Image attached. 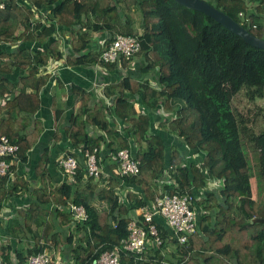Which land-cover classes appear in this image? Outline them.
<instances>
[{"label":"trees","instance_id":"trees-1","mask_svg":"<svg viewBox=\"0 0 264 264\" xmlns=\"http://www.w3.org/2000/svg\"><path fill=\"white\" fill-rule=\"evenodd\" d=\"M206 1L264 39V0ZM26 2L5 0V7L0 9V43L13 46L18 41L45 42L52 40L56 32L68 33L74 52L66 61L88 65L100 63V52L87 49L92 31L109 30L112 36L134 35L141 43L136 54L122 60L126 76L115 86L105 87L106 97L114 96L110 105L103 100L89 105L91 95L73 87L80 110L70 116L66 133L72 147L82 149V158L73 179L64 174L67 180L56 190V196H62L57 203L64 209L59 210L63 222H70V205H82L87 214L85 220L75 222L79 239L71 249V264H93L103 251L118 250L121 240L128 235L130 211L151 203L160 191L193 194L197 207L194 233L180 243L157 223L161 245L147 248L143 253L145 260H135L133 254L118 250L120 264H228L226 259L234 264H264V222H250L264 218V200L252 199L238 119L231 104L244 83L264 92V50L251 46L204 13L174 0H122L121 4L120 0ZM130 8L140 14L137 26L123 12ZM39 11L45 12V21L35 16ZM57 45L52 41L46 50L33 51L28 47L10 50L0 45V98L5 100L0 104V136L6 135L19 146L16 157L22 161L31 143L29 136L14 133L21 128L17 118L20 109L14 106L15 99L4 84L8 81L5 75L15 68L23 69L20 81L31 79V89L37 93L49 80L47 73L37 76L39 64L46 65L49 56L61 58ZM103 65L116 67L110 63ZM152 68H157L158 74L151 82ZM57 83L62 86L60 79ZM60 113V109H55L56 120ZM155 117L159 122L153 130ZM89 124L104 133L89 136ZM261 134L258 147L249 137L247 141L252 150L259 148L261 170L256 173L264 178V132ZM132 140L138 144V149L130 150L139 162L137 174L117 175L113 171L117 167L115 161L103 168L110 173L106 182L86 175V148H98L99 157L106 145L109 156L114 157L119 149L130 147ZM245 143L243 140L244 147ZM189 152L197 156L196 160L187 161ZM250 162L248 155L251 167ZM209 181L219 183L210 187ZM19 183V178L10 183L7 177H0V197L10 196ZM68 234L67 242L71 244L74 231ZM169 241L174 244V256L166 262L159 261L163 256L161 249ZM37 242L26 255L23 248H15V262L10 256L11 246L0 245L3 264H28V254L43 250ZM148 250L153 255H147ZM177 254L179 257L172 262Z\"/></svg>","mask_w":264,"mask_h":264},{"label":"crops","instance_id":"crops-1","mask_svg":"<svg viewBox=\"0 0 264 264\" xmlns=\"http://www.w3.org/2000/svg\"><path fill=\"white\" fill-rule=\"evenodd\" d=\"M134 26H137V23L136 25L134 23ZM139 30L141 31L142 29ZM90 33L91 41L87 49L92 52H100V42L112 35L109 30L102 29ZM52 41L58 43L57 50L61 52V58L57 60L49 56L46 65L41 64L42 66H39L40 70H38L37 76H40L42 73H47L49 80L37 93L31 89V79H26L24 82L20 81V76L25 72L23 69L15 68L11 74L5 75L8 81L4 84H7V87L11 91L13 95L12 99H15L14 106L20 109L17 118L20 119L21 128L18 127V131L14 133L15 135L29 136L31 143L30 148L25 152V161L18 159V157H15L12 161L13 174L9 181L11 183L12 180H15L16 182V179L19 178L21 183L17 185V189L13 190L10 196L5 198L0 197V245L11 246L10 256L12 262H15V248H23L22 251L26 255L29 252L27 251L28 248L35 245L36 240H38L39 249L40 247H44L46 251L48 249L54 251L56 254L55 257L57 258L55 260L57 262L56 264L72 263L71 249L79 239V236L76 233L73 210L70 214V222L66 223L62 221L59 214L64 209L62 205L57 203V198H62V196H56V190L67 180L62 172L63 169L59 164V159L66 157L69 152L74 153V157L78 161L82 158V149L72 147L69 136L67 135L68 133H66L70 116L78 113L80 110L79 98L77 99L74 96L73 87H79L91 95L89 105L103 101L110 105L113 102L114 96L106 97L104 92L105 87L115 86L126 76L125 69L116 66L113 70L110 67L107 68L101 62L89 65L69 64L66 59L74 51L69 43L68 33L59 32L58 35L53 36L52 40L45 42L34 41L26 44L18 41L13 46L10 43H0V45L9 47L10 50L13 48L21 49L28 47V49L33 51L38 48L46 50ZM63 61L64 63H62ZM51 65L60 66L57 70V75L54 77L51 71L55 66L50 68ZM134 65H137V63H134ZM43 66L47 68L46 72L42 71ZM135 68L137 69V67ZM131 70H134V68L131 67ZM132 72L135 73V71ZM58 79L61 80L62 86L58 85ZM243 89L245 87L242 84L235 92V95ZM133 95L138 97V93H134ZM61 100L63 102L62 104H60ZM4 101V99L0 98V104H3ZM55 109L61 110L57 120ZM135 109H138L137 104H135ZM158 122V117H155V124L152 126L153 130L158 128ZM95 127L89 124V136H97L100 134L101 131L99 128L95 129ZM117 127L121 128L122 124L118 123ZM160 132L162 133V131ZM101 133L103 134L104 132L102 131ZM240 144L247 161L252 199L257 202H262L264 200V178L262 174L254 172V170H261V167L257 165L259 162L257 159L258 154L256 153L255 155L257 162L256 168L252 166L250 168L247 151L243 145L242 138H240ZM128 149H138L137 142L134 140L130 141V147ZM102 152L105 156L100 154L99 160L103 169L105 165H111L114 161L109 156L110 152L106 145L102 146ZM196 158L197 156L194 153H187V161H194ZM113 171L116 173L115 169ZM103 172L104 174L97 181L106 182L108 180L110 173L104 171V169ZM253 176H257V178L254 179ZM37 205L42 208V211L38 210ZM193 205V209L196 211L197 207L195 204ZM137 210L136 214L139 213V210ZM155 221L165 227L171 239H175L160 216H155ZM70 230L74 231L71 244L67 242ZM56 248L60 249V251L57 252ZM174 249V244L171 241L167 242L164 248L161 249L162 255L166 253L165 257L163 256L164 258L162 257L159 261L166 262L167 258L173 255ZM178 257L179 255L177 254L172 258V262L176 261ZM224 261L228 264H234L228 259Z\"/></svg>","mask_w":264,"mask_h":264},{"label":"built area","instance_id":"built-area-1","mask_svg":"<svg viewBox=\"0 0 264 264\" xmlns=\"http://www.w3.org/2000/svg\"><path fill=\"white\" fill-rule=\"evenodd\" d=\"M24 1L26 2V0ZM4 7L5 0H0V9ZM32 9L34 10V7ZM239 15L242 14L239 13ZM35 16L45 21V12H35ZM58 34L56 32L55 36ZM100 46V62L115 64L117 67H121L123 59L132 57L140 50L141 43L137 36L115 34V36L111 35L102 40ZM59 67L55 66L51 71L53 77L57 75ZM18 150L19 146L10 142L6 135L0 136V177L11 178L13 174L12 161L9 159L15 158ZM97 152L99 151L96 147L92 151L87 148L83 151L86 175L94 180H98L104 174ZM112 159L117 163V175H135L139 172V162L131 155L128 148L119 149ZM59 164L63 169L62 172L69 177V180L73 179L78 168V160L73 156H66L59 159ZM210 183L212 184V186L209 185L210 187H215L219 182L209 181ZM194 200L195 198L192 193H168L160 191L151 203L145 204L138 209V220L130 218L127 224L128 235L121 240L118 250L128 255L133 254L135 260H145L143 253L146 249L149 247L158 248L162 243L155 216H160L164 220L178 242L187 241L188 234L194 233L196 226V212L193 209ZM70 208L73 210V220L75 222L83 221L87 218L82 205H71ZM118 250L103 251L95 261V264H120ZM56 259V257H51L43 247L41 252L30 255L27 263L56 264ZM0 264H3L1 258Z\"/></svg>","mask_w":264,"mask_h":264},{"label":"rangeland","instance_id":"rangeland-1","mask_svg":"<svg viewBox=\"0 0 264 264\" xmlns=\"http://www.w3.org/2000/svg\"><path fill=\"white\" fill-rule=\"evenodd\" d=\"M121 1L122 0H120V4L122 3ZM246 5L247 4H245V6ZM125 11L129 12V16L134 20V23L136 25V23L140 20L139 12L134 8H130L129 10H125ZM125 11L123 10V12H125ZM241 18L242 17H240L239 19L241 20ZM53 67H54L53 65L50 66V68H53ZM149 74L151 76V79H149V80L152 82L154 77L157 76V74H158L157 68L149 69ZM243 86L245 87L246 90L243 89L237 95L234 96L233 101H232V108H233L235 115L237 116L236 120L238 119L237 121H238V127H239L238 128L239 137L242 138L244 140V142H246L245 143V149L247 151V155H249V158L251 161L250 163H251L253 168H256V166L259 165V162L257 164L256 159H255V157H256L255 155L257 153L259 156V152H258L259 148H257L259 146L258 142H260V140H262V139H260V138H262L261 136H263L261 133L264 132V92L261 93L259 90L258 91L254 90L251 86L247 85L246 83H244ZM256 88L258 89V87H256ZM62 103L63 102L61 100L60 104H62ZM97 128H99V127L96 126L95 129H97ZM248 137H249V141L251 143L253 142L254 144L257 145V147L255 146L257 151L252 150L253 149V148H251L252 144L247 141ZM258 139H259V141H258ZM257 159H258V157H257ZM256 171L254 170L255 173H256ZM254 177L257 178V176H254ZM209 185L212 186L211 183ZM254 188H255V186H254ZM251 194H252V192H251ZM56 251L59 252L60 249L56 248ZM47 252L53 258L56 256L54 251H50V249H48ZM165 254L166 253L163 254L164 257H165ZM147 255H153V252L148 250ZM161 255H162V253H161ZM9 258H10V256H9Z\"/></svg>","mask_w":264,"mask_h":264},{"label":"water","instance_id":"water-1","mask_svg":"<svg viewBox=\"0 0 264 264\" xmlns=\"http://www.w3.org/2000/svg\"><path fill=\"white\" fill-rule=\"evenodd\" d=\"M178 4L187 7L192 10H197L205 15L211 17L219 24L226 27L231 32L240 36L243 40H245L251 46L260 48L264 50V39L256 37L253 35L247 27H243L240 23L235 21L232 17L226 14L224 11L216 8L211 3L206 0H174ZM39 66H42L41 64ZM42 71L46 72L47 68L45 66L42 67ZM130 216L138 220L137 214L135 210L130 211ZM250 222H264V218H253ZM95 264V261H93Z\"/></svg>","mask_w":264,"mask_h":264},{"label":"clouds","instance_id":"clouds-1","mask_svg":"<svg viewBox=\"0 0 264 264\" xmlns=\"http://www.w3.org/2000/svg\"><path fill=\"white\" fill-rule=\"evenodd\" d=\"M57 33H59V32H57ZM193 207H194V205H193ZM136 211V210H135Z\"/></svg>","mask_w":264,"mask_h":264}]
</instances>
